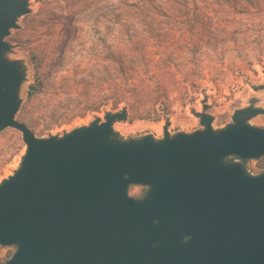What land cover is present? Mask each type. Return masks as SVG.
<instances>
[{"label":"water","instance_id":"obj_1","mask_svg":"<svg viewBox=\"0 0 264 264\" xmlns=\"http://www.w3.org/2000/svg\"><path fill=\"white\" fill-rule=\"evenodd\" d=\"M28 4L0 0V133L25 145L0 182V247L16 248L4 264H264V174L242 163L264 157V129L248 124L264 109L235 111L218 131L201 114L204 130L158 140L114 139L126 112L38 138L16 120L25 77L6 59Z\"/></svg>","mask_w":264,"mask_h":264},{"label":"rangeland","instance_id":"obj_2","mask_svg":"<svg viewBox=\"0 0 264 264\" xmlns=\"http://www.w3.org/2000/svg\"><path fill=\"white\" fill-rule=\"evenodd\" d=\"M38 1L29 0L30 13L5 39L6 59L25 77L16 120L38 138L126 112L112 125L114 139L158 140L165 129L171 136L204 130L201 114L218 131L235 111L264 109V88L254 90L264 87V0ZM118 95L128 100L114 108ZM248 124L264 129V115ZM24 150L18 131L0 133V182ZM242 163L264 174V157ZM143 189L130 186L128 194L141 199ZM15 251L0 247V264Z\"/></svg>","mask_w":264,"mask_h":264},{"label":"trees","instance_id":"obj_3","mask_svg":"<svg viewBox=\"0 0 264 264\" xmlns=\"http://www.w3.org/2000/svg\"><path fill=\"white\" fill-rule=\"evenodd\" d=\"M79 1H81L82 3H86V0H79ZM36 2H39L38 0H36ZM22 86V85H21ZM21 88V87H20ZM31 88H35L34 86H32ZM19 92H20V90H19ZM130 93H132V92H130ZM136 98H139V97H136ZM126 100H128V97H125L124 95H118V96H116L115 98H114V108H117V106L121 103V102H123V101H126ZM134 100V99H133ZM115 135V134H114ZM112 136H113V133H112Z\"/></svg>","mask_w":264,"mask_h":264},{"label":"flooded vegetation","instance_id":"obj_4","mask_svg":"<svg viewBox=\"0 0 264 264\" xmlns=\"http://www.w3.org/2000/svg\"><path fill=\"white\" fill-rule=\"evenodd\" d=\"M245 162H246V161H245ZM246 172H247V171H246ZM247 173H248V172H247ZM248 175H252V176H254V174H249V173H248ZM143 190H144V191H143V196H144V194L146 193V189H143ZM143 196H142V197H143Z\"/></svg>","mask_w":264,"mask_h":264}]
</instances>
